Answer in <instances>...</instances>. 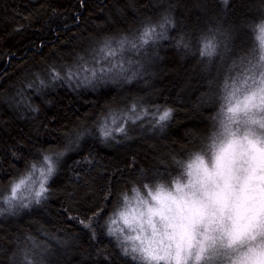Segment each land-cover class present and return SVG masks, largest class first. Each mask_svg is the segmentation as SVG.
I'll list each match as a JSON object with an SVG mask.
<instances>
[{
    "label": "clouds",
    "instance_id": "obj_1",
    "mask_svg": "<svg viewBox=\"0 0 264 264\" xmlns=\"http://www.w3.org/2000/svg\"><path fill=\"white\" fill-rule=\"evenodd\" d=\"M208 3L99 0L103 19L94 21L84 47L62 66L47 65L48 75L33 70L32 79L45 91L133 84L147 91L105 101L91 121L62 132L63 143L38 149L0 181V220L45 208L63 160L87 136L104 145L139 139L143 149L130 157L129 175L106 190L110 203L80 225L91 242L101 235L110 241L96 249L97 261L264 264V0H252L255 15L238 19L233 0H214L213 11ZM169 50L176 65L163 64ZM162 70L178 79L175 97L163 100L154 87ZM17 111L36 119L41 104ZM83 159L92 166L97 157L87 152ZM78 239L61 223L33 218L0 233V264H56Z\"/></svg>",
    "mask_w": 264,
    "mask_h": 264
},
{
    "label": "trees",
    "instance_id": "obj_2",
    "mask_svg": "<svg viewBox=\"0 0 264 264\" xmlns=\"http://www.w3.org/2000/svg\"><path fill=\"white\" fill-rule=\"evenodd\" d=\"M250 3L252 0H233L232 18L255 15L248 11ZM98 6L99 0H0V181L23 167L24 160L37 155L38 149L63 143L61 133L77 122L83 125L91 121L105 101L112 99L111 103L116 104L125 96L147 91L139 84L78 93L61 86L45 91L46 84L40 85L32 79L33 70L48 75L47 65L62 66L84 47L86 37L94 30V21L103 19L97 14ZM218 7L214 0H209V11ZM165 56L164 65L178 63L174 51L169 50ZM177 83L178 79L171 75L157 79L154 87L162 89L159 99L175 97ZM28 84L33 85L31 90ZM33 100L41 104V113L36 119H21L17 109L23 106L30 111ZM45 101L52 105H45ZM172 134L179 135L180 129H173ZM18 141H23V145ZM10 148H16L23 158L13 159ZM142 149L139 139L104 145L95 135L87 136L63 160L61 173L52 182L53 199L49 204L16 218L0 220V233H15L33 218L58 222L78 234L79 239L72 252L58 256L56 264H108L103 259L97 261L96 249L107 248L110 241L101 235L98 243L91 242L80 225L105 203H110L105 196L108 186L115 190L122 183L129 175L130 157L140 154ZM87 152L97 157L92 166L83 159ZM112 264L126 262L114 257Z\"/></svg>",
    "mask_w": 264,
    "mask_h": 264
}]
</instances>
